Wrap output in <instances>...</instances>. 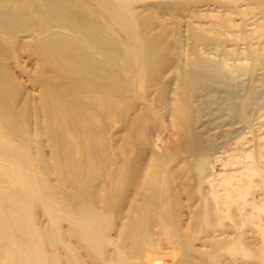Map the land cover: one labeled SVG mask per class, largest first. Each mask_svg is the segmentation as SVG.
<instances>
[{"label": "rangeland", "instance_id": "1", "mask_svg": "<svg viewBox=\"0 0 264 264\" xmlns=\"http://www.w3.org/2000/svg\"><path fill=\"white\" fill-rule=\"evenodd\" d=\"M133 1L134 37L96 3L80 5L111 23L102 37L109 50L88 49L103 72L94 82L74 68L63 72L79 116L59 102L55 120L44 83L61 74L37 60L32 34H47L56 21L40 18L27 0H0V211L17 218L3 216L0 264L9 262L2 248L18 252L24 242L36 264H264V0ZM141 40L150 50L146 62L128 49ZM219 66L240 70L227 80L215 74ZM83 212L99 220V246L83 233Z\"/></svg>", "mask_w": 264, "mask_h": 264}, {"label": "bare ground", "instance_id": "2", "mask_svg": "<svg viewBox=\"0 0 264 264\" xmlns=\"http://www.w3.org/2000/svg\"><path fill=\"white\" fill-rule=\"evenodd\" d=\"M4 1V0H3ZM28 1V4L31 6V8L33 9V11H35V13L40 17V18H47V19H49V18H52V19H54L55 21H56V24L55 23H51L52 25H49V27H50V29H48V31H47V34H45V35H42V34H32V35H34L33 36V41L32 42H36V45H39L40 46V49H41V51H40V54L38 53V55H37V60L39 61H41V63L42 64H44L45 66L43 67V68H52V69H55V70H57L58 71V74H61V75H58L57 77H53V78H48V79H46L45 81L44 80H42V81H44L45 83V91H44V98L45 99H49V97H52V98H50V99H53L54 98V100H51V110H50V113H51V115H52V117L54 118V116H55V114L56 115H58V110H56L55 108H57V105H59V102H61V103H65L66 104V107L64 108L65 110L63 111V112H71V110H72V112H74V113H76V116H79V113H78V110L79 109H77V108H75L76 106H77V104L75 105V103H71L70 101H68V90L66 89V86H65V81L66 80H64L65 79V76H64V74H63V72H65V71H67L69 68V70H71V69H73V70H79V72H82L83 74H85L84 76H86V77H88V78H90L91 80H93V82L94 81H96V79H97V76H98V73L99 72H101L102 71V68H101V66H100V64L98 63V61L94 58V56H93V54H89L88 53V49H90L91 51H92V48H94V49H96V50H98L99 52H102V53H106V52H108V50H109V47H108V45L109 44H107V42L106 41H104L103 39H102V37L103 36H105V35H108V34H110L111 35V33L109 32V24L108 23H110V22H103L105 19H103V21L102 20H100V15L98 14V15H96V14H90V13H88V12H86V9L84 8V7H82V6H80V5H83L85 2H87V1H92V2H94V3H96L101 9H103V11L107 14V15H109L113 20H115V21H117V22H119L120 24L121 23H125V24H127L129 27H130V29H131V33L132 34H134L133 35V37L136 35L135 33H134V30L136 29V24H137V15L133 12V11H131V9L133 8V6H134V1L133 0H27ZM5 3V2H4ZM13 3V2H12ZM17 3V2H16ZM20 3H21V1H20ZM1 4V3H0ZM15 4V3H14ZM18 4V3H17ZM163 4V3H162ZM178 4V3H177ZM10 5V4H9ZM8 5V6H9ZM22 5V4H21ZM20 5V6H21ZM23 5H24V3H23ZM28 5V6H29ZM42 5V6H41ZM2 6H4V5H2ZM18 6H19V4H18ZM26 7V6H25ZM43 7V8H42ZM169 7V6H168ZM174 7V6H173ZM44 8H45V10L46 11H44ZM135 8V7H134ZM16 10V9H15ZM23 10H24V8H23ZM5 11V10H4ZM7 11V10H6ZM22 11V10H21ZM29 11V10H28ZM137 11V10H136ZM8 12V11H7ZM47 12H50V14L52 13L53 15H46V13ZM3 13H5V12H3ZM103 13V12H102ZM0 14H1V11H0ZM20 15H21V13H19ZM20 15H19V17H20ZM22 15H23V12H22ZM105 15V14H104ZM3 16L4 17H6V18H9V19H11V18H14V17H16L14 14H12V13H7V14H3ZM141 16V15H140ZM2 18V17H1ZM22 18H24V16L22 17ZM29 18H30V16H29ZM102 18V17H101ZM104 18V17H103ZM5 19V18H4ZM1 20L0 21V28L2 27L1 26V24L2 23H6L5 22V20ZM44 20V19H43ZM12 21V20H11ZM65 21H67L69 24H70V26L68 27V28H64V26L62 25V24H64V22ZM102 21V22H101ZM143 21H145L144 19H143ZM49 22H50V20H49ZM140 22H141V19H140ZM10 23V22H9ZM38 23H40V22H38ZM18 24V23H17ZM111 24V23H110ZM125 24H124V26H125ZM30 25V24H29ZM113 25H115V24H113ZM17 26V25H16ZM20 26H22V25H20ZM28 26V25H27ZM38 26V25H37ZM42 26V25H41ZM141 26V25H140ZM9 27H10V25H9ZM113 27V26H112ZM127 27V26H126ZM20 28V27H19ZM23 28V27H22ZM21 28V29H22ZM54 28H59V29H54ZM125 29V27H122V29ZM142 29H143V26L141 27ZM20 29V30H21ZM23 29H25V28H23ZM23 29H22V31H23ZM63 29H65L66 31H64ZM140 29V28H139ZM149 29V28H148ZM6 30V29H5ZM18 30V28H16V31ZM43 30V29H42ZM1 31V30H0ZM13 31H15V29L13 30ZM59 31L61 32V33H66L65 35L64 34H60L59 33ZM62 31H64V32H62ZM114 31V30H113ZM9 32V31H8ZM58 32V33H57ZM43 33H45V32H43ZM163 33V32H162ZM196 33V32H195ZM11 34V33H10ZM13 35V34H12ZM31 35V36H32ZM35 35H37V36H35ZM39 35H42V36H39ZM61 35H62V37H61ZM145 36V35H144ZM151 36V35H150ZM106 37V36H105ZM105 37H104V39H105ZM143 37V36H142ZM156 37H158V36H156ZM137 38V37H136ZM119 39V38H118ZM142 39V38H141ZM145 39V38H144ZM133 40V39H132ZM138 40H139V38H138ZM111 41H112V39H111ZM149 41H150V39H149ZM154 41V40H153ZM31 42V41H30ZM29 42V43H30ZM114 42V44L116 45V42L115 41H113ZM15 43V41L13 42V44ZM18 43V42H17ZM28 43V42H27ZM26 43V44H27ZM28 43V44H29ZM120 43V42H119ZM151 43V42H150ZM33 44V43H32ZM1 45H2V43H1ZM30 45V44H29ZM36 45H34V46H36ZM118 45V44H117ZM148 45V44H147ZM11 46H12V44H11ZM24 46H25V44H24ZM31 46V45H30ZM152 46H154V45H152ZM159 46V45H158ZM2 46H0V48H1ZM15 47V46H14ZM150 47V46H149ZM34 48V47H33ZM113 48V47H112ZM121 49H122V47H120ZM120 48H118V49H120ZM28 49V48H27ZM35 49V48H34ZM38 49V48H37ZM124 49H125V47H124ZM129 51L131 52V53H133L134 55H135V57L139 60V62H140V60H142V61H144V62H146L148 59H149V57H150V50L148 49V47L147 46H145L144 45V42H142V40L141 41H136V42H134L133 44H130L129 45ZM2 49H0V54L2 53V51H1ZM30 50H32V49H30ZM113 51H114V49H112ZM29 51V50H28ZM111 51V50H110ZM120 51H122V50H120ZM30 52V51H29ZM33 52H34V50H33ZM32 52V53H33ZM35 52H36V50H35ZM28 53V52H27ZM37 53V52H36ZM115 53H116V51H115ZM124 53V52H123ZM127 53H128V51H127ZM108 54V53H107ZM120 54V53H119ZM3 55V54H2ZM1 55V56H2ZM28 55H29V53H28ZM101 55V54H100ZM132 55V54H131ZM35 56V55H34ZM100 57V56H99ZM102 57V56H101ZM154 57H155V55H154ZM1 58V57H0ZM32 59V58H31ZM36 59V58H35ZM100 59V58H99ZM108 59H109V57H108ZM112 58H110V62L111 61H113V60H111ZM132 59V58H131ZM159 59V58H158ZM106 60H107V58H106ZM105 60V61H106ZM115 60H117V59H115ZM123 60H124V58H123ZM122 60V61H123ZM37 61V62H38ZM104 61V62H105ZM36 62V63H37ZM107 62V61H106ZM116 62V61H115ZM124 62V61H123ZM156 62V61H155ZM112 63V62H111ZM117 63V62H116ZM106 64H108V63H106ZM125 64V63H124ZM137 64V63H136ZM2 65H4V64H2ZM35 65V64H34ZM40 65V64H39ZM104 65H105V63H104ZM115 65V64H114ZM106 66V65H105ZM112 66V65H111ZM208 64L205 62V61H202V60H200V67L201 68H203V69H208ZM5 67V66H4ZM102 67H104V66H102ZM107 67V66H106ZM105 67V68H106ZM110 67V66H109ZM120 67V66H119ZM237 67V68H236ZM235 68H232V69H230L229 70V72H226V73H222V71H221V67L219 66V67H217L216 69H217V71H215V74L218 76V77H222V78H226L227 80H232L233 78H235L236 76H237V74H238V72H239V70H240V68L238 67V66H236ZM1 68V67H0ZM113 68H114V66H113ZM150 68H151V66H150ZM4 69V68H3ZM107 69V68H106ZM136 69H138V68H136ZM142 69H143V67H142ZM141 69V70H142ZM1 70V72H0V75L2 76V69H0ZM5 70H6V68L4 69V72H5ZM37 70H38V68H37ZM47 70V69H46ZM72 70V71H73ZM125 70H126V68H125ZM151 70V69H150ZM49 71H51V70H49ZM107 71H109V69L107 70ZM111 71V70H110ZM113 71V70H112ZM115 71V70H114ZM123 71V70H122ZM121 71V72H122ZM138 71V70H137ZM137 71H136V73H137ZM3 72V73H4ZM250 72L251 71H249V72H247L249 75H250ZM6 73H7V71H6ZM66 73H69V72H66ZM101 73H103V72H101ZM118 73V72H117ZM142 73H144V72H142ZM71 74H72V72H71ZM122 74H124V73H122ZM148 74H150V72L148 73ZM4 75V74H3ZM77 75H79V73H77ZM107 75V74H106ZM138 75H141V74H138ZM146 75H147V73H146ZM41 76H42V74H41ZM128 76V75H127ZM3 78H4V76H2ZM2 77H0V79L2 78ZM6 77V76H5ZM9 77V76H8ZM72 78L74 77L73 75L71 76ZM81 78H83V76H80ZM102 77L104 78V76L102 75ZM111 77V76H110ZM114 77V76H113ZM126 77V76H125ZM132 77V76H131ZM130 77V78H131ZM2 78V79H3ZM67 78V77H66ZM75 78V77H74ZM107 78H108V76H107ZM112 78V77H111ZM128 78V77H127ZM126 78V79H127ZM1 79V80H2ZM6 79V78H5ZM78 79H79V77H78ZM120 79V78H119ZM145 79V78H144ZM73 80V79H72ZM82 80V79H81ZM87 81H88V79H86ZM101 80H103L102 78H101ZM106 80H108V79H106ZM109 80H110V78H109ZM113 80V79H112ZM115 80H117V78H116V76H115ZM3 81H4V79H3ZM38 81V80H37ZM90 81V80H89ZM118 81V80H117ZM123 81V80H122ZM7 82H8V80H7ZM6 82V83H7ZM41 82V81H40ZM91 82V81H90ZM102 82V81H101ZM129 83V82H128ZM7 84H9V83H7ZM37 85H38V83H36ZM40 84V83H39ZM41 84H43V83H41ZM71 84H73V83H71ZM110 84V83H109ZM122 84H124L123 82H122ZM1 85V84H0ZM68 85H69V83H68ZM89 85H91V84H89ZM92 85H94V84H92ZM100 85V84H99ZM103 85V84H102ZM126 84H124V86H125ZM130 85H131V82H130ZM129 85V86H130ZM2 86H6V85H3V83H2ZM8 86V85H7ZM65 86V89L63 88ZM115 86V85H114ZM127 86V85H126ZM71 87V86H70ZM75 87V86H74ZM77 87V86H76ZM90 87H92V86H90ZM100 87H101V85H100ZM105 88L107 87V85L106 86H104ZM103 87V88H104ZM111 87H113V86H111ZM111 87H110V89H111ZM116 87V86H115ZM98 88V87H97ZM104 88V89H105ZM114 88V87H113ZM119 88H120V86H119ZM119 88H118V90H119ZM125 88H127V87H125ZM76 89V88H75ZM77 89H79V87L77 88ZM81 90H82V88H80ZM96 89V88H95ZM117 89V88H116ZM121 89H122V87H121ZM128 89V88H127ZM129 89H130V87H129ZM128 89V90H129ZM67 90V91H66ZM70 90V89H69ZM73 90V89H72ZM103 90V89H102ZM113 90V89H112ZM123 90V89H122ZM76 93L78 92V95H79V90L78 91H76V90H74ZM74 91H73V93H74ZM86 91H89V90H86ZM68 92V93H67ZM83 92V91H82ZM82 92H80V93H82ZM114 92V91H113ZM127 92V91H126ZM89 93V92H88ZM87 93V94H88ZM94 93V92H93ZM102 93V92H101ZM103 93H105V92H103ZM107 93V92H106ZM118 93H119V91H118ZM125 92L123 91V94H124ZM71 94V93H70ZM86 94V95H87ZM114 94V93H113ZM117 94V93H116ZM6 95V94H5ZM107 95H108V93H107ZM112 95V94H111ZM115 95V94H114ZM119 95V94H118ZM121 95V94H120ZM119 95V96H120ZM81 96V95H80ZM85 96V95H84ZM83 96V97H84ZM92 96H94V94L93 95H90V97H91V99H94ZM98 96V95H97ZM100 96V95H99ZM105 96V95H104ZM109 96V95H108ZM116 96V95H115ZM90 97H89V95H88V97L87 98H89L90 99ZM101 97V96H100ZM110 97V96H109ZM5 98H6V96H5ZM4 98V99H5ZM43 98V99H44ZM108 98V97H107ZM115 98V97H114ZM3 99V97H2V101H4L5 102V100ZM43 99H42V101H43ZM44 99V100H45ZM76 99V98H75ZM79 99V98H78ZM81 99V98H80ZM79 99V100H80ZM89 100V104L90 103H92L93 105L95 104V102H94V100ZM96 99V98H95ZM100 99V101H101V98H99ZM121 99V98H120ZM86 100V99H85ZM116 100H118V99H116ZM122 100H123V97H122ZM48 101V100H47ZM76 101V100H75ZM81 101V100H80ZM87 102H88V99L86 100ZM92 101V102H91ZM96 101H97V99H96ZM119 101V100H118ZM46 102V101H45ZM109 102H111V101H109ZM113 102H114V100H113ZM121 102V101H120ZM6 103H8V102H6ZM48 103V102H47ZM82 103H83V101H82ZM85 103V102H84ZM101 103V102H100ZM9 104V103H8ZM96 104H98V103H96ZM110 104H112V103H110ZM115 104V103H114ZM11 105V104H10ZM79 105H81V104H79ZM83 105V104H82ZM101 106H102V103L100 104ZM107 105V104H106ZM118 105H119V103H118ZM3 106H4V108H6L5 106H6V104H3ZM48 106V105H47ZM111 106V105H110ZM112 106H114L113 104H112ZM116 106H117V104H116ZM10 106H8V108H9ZM84 107V106H83ZM85 107H86V104H85ZM88 107V106H87ZM86 107V108H87ZM95 107H96V105H95ZM107 107V106H106ZM117 107H120V106H117ZM11 108V107H10ZM27 108V107H26ZM58 108H61L60 106H58ZM74 108V109H73ZM7 109V108H6ZM6 109H5V111H6ZM81 109V108H80ZM83 109H85V108H83ZM91 109H92V107H91ZM95 109V108H94ZM104 108H102V110H103ZM110 108H108V110H109ZM112 109H114V108H112ZM111 109V110H112ZM133 109V108H132ZM60 111H61V109H59ZM96 110V109H95ZM101 110V111H102ZM119 110H121V109H119ZM2 111V110H1ZM0 111V112H1ZM7 111H8V109H7ZM89 110H87V112H88ZM110 111V110H109ZM9 112V111H8ZM12 112V111H11ZM21 112H22V110H21ZM19 113V114H23V113ZM49 112V111H48ZM79 112H81V111H79ZM90 112V111H89ZM96 112V111H95ZM103 112V111H102ZM105 112V111H104ZM115 112H116V110H115ZM18 113V112H17ZM25 113V116H26V114H27V116H28V113H26V112H24ZM96 113H99V112H96ZM113 113V112H112ZM72 114V113H71ZM85 114H86V112H84L81 116H84L85 117ZM109 114V113H108ZM107 113L105 114V115H108ZM122 114V113H121ZM0 115H1V113H0ZM12 115H13V112H12ZM70 115V114H69ZM74 115V114H73ZM88 115V114H87ZM111 114H109V116H110ZM50 116V115H49ZM60 116H61V114H60ZM64 116V115H63ZM80 116V117H81ZM89 116V115H88ZM87 116V117H88ZM122 116H123V114H122ZM9 117V116H8ZM7 117V118H8ZM13 117H15L14 115H13ZM22 117H23V115H22ZM68 116L66 115V118H67ZM70 117V116H69ZM73 117V116H72ZM80 117L78 118V119H80ZM108 117V116H107ZM48 118V117H47ZM56 118V117H55ZM54 118V119H55ZM65 118V117H64ZM65 118V119H66ZM73 118H75V116L73 117ZM20 119V118H19ZM58 119V118H57ZM57 119H55V120H57ZM64 119V120H65ZM10 120V119H9ZM26 120V119H25ZM27 120H28V117H27ZM62 120V119H61ZM67 120V119H66ZM81 120V119H80ZM6 121V120H5ZM15 121V120H14ZM83 121V120H82ZM85 121V120H84ZM28 122V121H27ZM27 122H26V124H27ZM58 122H60V121H58ZM65 122H67V121H65ZM89 122H90V120H89ZM21 123H23L22 121H21ZM68 123V122H67ZM75 123V122H74ZM137 123V122H136ZM18 124V123H17ZM58 124V123H57ZM56 124V125H57ZM66 126H67V124L66 123H64ZM88 124V122L86 123V125ZM60 125V124H59ZM64 125V126H65ZM71 125V124H70ZM84 124H80V126H83ZM85 125V126H86ZM137 125V124H136ZM19 126V125H18ZM63 126V125H62ZM68 126H69V124H68ZM77 126V125H76ZM79 126V125H78ZM77 126V127H78ZM84 126V127H85ZM138 126V125H137ZM22 127V126H21ZM21 127L20 128H18V129H21ZM52 127V126H51ZM56 126H54V128H55ZM87 127V126H86ZM86 127L84 128V129H86ZM89 127V126H88ZM134 127V126H133ZM90 128V127H89ZM56 129V128H55ZM79 129H82V128H80V127H78V130ZM93 129V128H92ZM137 129V128H136ZM52 130V129H51ZM68 130V129H67ZM94 130V129H93ZM133 130H134V128H133ZM92 131V130H91ZM52 132H54V131H52ZM57 132V131H56ZM80 132V131H79ZM85 132H87V130H85ZM94 132V131H93ZM92 132V133H93ZM81 133H82V131H81ZM91 133V134H92ZM18 135V134H17ZM91 136V135H90ZM88 138V137H87ZM190 141H191V143L192 144H194V143H197L198 142V140L196 139V137H194V136H190ZM11 145V144H10ZM26 145V144H25ZM27 146V145H26ZM8 148V147H7ZM10 149H12V147L10 148ZM58 151V150H57ZM9 153H10V151H9ZM11 153H12V151H11ZM55 153V152H54ZM7 155V154H6ZM58 156V155H57ZM61 156V155H60ZM11 157H13L12 155H11ZM20 157V156H19ZM15 158V157H14ZM14 158H12V160H14ZM58 158V157H57ZM63 158V157H62ZM11 159V158H10ZM16 159V158H15ZM18 161V160H17ZM23 161V160H22ZM14 163H17V162H15V160L13 161ZM198 162H199V160H198ZM123 163H124V161H123ZM25 164H26V162H25ZM11 165V164H10ZM22 165V164H21ZM121 163L119 164V166L118 167H120L121 168ZM125 165V164H124ZM123 165V166H124ZM13 166H14V164H13ZM27 166V165H26ZM127 166H128V164H127ZM126 166V167H127ZM42 167V166H41ZM4 168H6V170H7V167H5L4 166ZM10 168V167H9ZM127 169V168H126ZM12 171H13V169H11ZM122 170H123V168H122ZM17 171V170H16ZM27 171V170H26ZM9 173H10V170H9ZM12 173V172H11ZM28 173V172H27ZM119 173V172H118ZM121 173V172H120ZM5 174V173H4ZM47 174V173H46ZM10 174H8V176H9ZM29 175V174H28ZM38 175V174H37ZM42 175V174H41ZM122 174H120L119 176H121ZM18 176V175H17ZM25 176V175H24ZM39 176V175H38ZM26 177H27V174H26ZM45 177V176H44ZM24 178V177H23ZM1 179V178H0ZM42 179V178H41ZM116 179H118V178H116ZM128 179V178H127ZM139 179V178H138ZM2 180V179H1ZM40 180V179H39ZM120 180V179H119ZM119 180H118V182H119ZM121 180H122V178H121ZM124 180L125 179H123V182H124ZM129 180V179H128ZM132 180H133V178H132ZM140 180V179H139ZM45 181V180H44ZM116 181V180H115ZM4 182V181H3ZM121 182V181H120ZM23 183V182H22ZM32 183V182H31ZM41 183H42V181H41ZM150 183V182H149ZM33 184H34V182H33ZM85 184H87V183H85ZM1 185V184H0ZM24 185V184H23ZM149 185V184H148ZM26 186H27V183H26ZM29 186H31V185H29ZM89 187V186H88ZM129 187H130V185H129ZM36 188V187H35ZM118 188H119V186H118ZM9 189H11V188H9ZM134 189V188H133ZM12 190V189H11ZM10 190V191H11ZM14 190V189H13ZM127 190V189H126ZM1 191V190H0ZM24 191V190H23ZM27 191V190H26ZM31 191V190H30ZM33 191V190H32ZM34 191H36V189L34 190ZM92 191H93V188H92ZM12 192V191H11ZM30 193V192H29ZM135 193H136V191H135ZM75 195H76V193H75ZM77 195H78V193H77ZM76 195V196H77ZM92 196V195H91ZM148 197V196H147ZM78 199H81V198H78ZM84 199V198H83ZM53 200V199H52ZM76 200V199H75ZM82 200V199H81ZM155 200V199H154ZM48 201V200H47ZM158 201V200H157ZM80 202V201H79ZM82 202H84L83 200H82ZM81 202V203H82ZM2 204L4 203V202H1ZM5 204V203H4ZM4 204H3V206H4ZM89 204V203H88ZM87 204V205H88ZM52 205V204H51ZM133 205V204H132ZM145 205V204H144ZM5 206H6V204H5ZM10 206V205H9ZM69 206V205H68ZM84 206V205H83ZM82 206V207H83ZM58 207H59V205H58ZM81 207V204H80V208H82ZM147 207V206H146ZM69 208V207H68ZM88 208V207H87ZM145 208V207H144ZM149 209H151V207H149ZM152 209H154V207L152 208ZM152 209H151V211H152ZM156 209V208H155ZM55 210V209H54ZM50 211H51V209H50ZM91 211V210H90ZM93 211H94V209H93ZM145 211H146V209H145ZM147 212V211H146ZM152 212H156L155 210H153ZM69 213V212H68ZM134 213V212H133ZM149 213H150V211H149ZM145 214V213H144ZM152 213H150V214H148V216L150 217V215H151ZM6 216L7 218H10L11 220H13V222H16L17 223V218H16V214L12 211V210H7V211H0V228L1 229H5L6 228V224L4 223V217L3 216ZM76 215V214H75ZM133 215V214H132ZM154 215V214H153ZM152 215V216H153ZM80 216V219H81V221L83 222V225H82V230H83V233H84V235L85 236H88V237H90L91 238V240H89V242H91L92 243V245H94V246H99V238H100V235H99V220L97 221V219L95 218V215H92V214H90L89 212H87V214H85L84 212L81 214V215H79ZM147 216V217H148ZM152 216H151V218H152ZM208 216V215H207ZM207 216H205V217H207ZM139 217V216H138ZM208 217H210V216H208ZM198 218H200L199 216H198ZM58 219V218H57ZM79 219V218H78ZM135 219V218H134ZM143 219V218H142ZM146 219H148V218H146ZM205 219V221H206V218H204ZM209 219V218H208ZM59 220H60V218H59ZM149 220H152V219H149ZM10 221V220H9ZM56 221V220H55ZM80 221V220H79ZM200 221V220H199ZM21 222V221H20ZM70 222V221H69ZM73 222H74V220H73ZM135 222V221H134ZM138 222V221H137ZM168 222V221H167ZM201 222V221H200ZM19 223V222H18ZM74 223H77V224H79L78 222H74ZM132 223V222H131ZM141 223V222H140ZM21 224V223H20ZM76 224V225H77ZM138 225H139V222L137 223ZM149 224V223H148ZM141 225V224H140ZM13 226H14V224H13ZM135 226H137V225H135ZM134 226V227H135ZM194 226H196L195 224H194ZM17 227H18V225H17ZM70 227V226H69ZM80 227V226H79ZM78 227V228H79ZM211 227V226H210ZM74 228V227H73ZM73 228H72V230H73ZM77 228V227H76ZM75 228V229H76ZM140 228H141V226H140ZM218 228V227H217ZM0 229V230H1ZM16 229V228H15ZM129 229V228H128ZM132 229H133V227H132ZM131 229V230H132ZM12 230V229H11ZM22 230V229H21ZM79 229H77V231H78ZM135 230V229H134ZM136 230H137V228H136ZM136 230H135V232H136ZM139 230V229H138ZM144 230V229H143ZM148 230V229H147ZM219 230V229H218ZM226 230V229H225ZM13 231H15L14 229H13ZM23 231V230H22ZM74 231V230H73ZM72 231V232H73ZM125 231H128V230H125ZM124 231V232H125ZM71 232V233H72ZM130 232V231H129ZM134 232V234H136ZM220 232V231H219ZM15 233V232H14ZM77 233V232H76ZM126 233V232H125ZM128 233V232H127ZM141 233V232H140ZM226 233V232H225ZM222 234V233H221ZM223 234H224V232H223ZM126 235V234H125ZM133 235V233L131 234V236ZM74 236V235H73ZM186 236H187V234H186ZM76 237H77V235H76ZM84 237V236H83ZM138 236L136 235V238H137ZM141 237V236H140ZM189 237V236H188ZM3 238V237H2ZM30 238V237H29ZM142 238V237H141ZM145 238V237H144ZM124 239V238H123ZM128 239V238H127ZM127 239H125V240H127ZM129 239H130V237H129ZM143 239V238H142ZM150 239V238H149ZM185 239H186V237H185ZM1 240V239H0ZM232 240V239H231ZM147 241V240H146ZM186 241V240H185ZM184 241V242H185ZM239 241V240H238ZM2 242H3V239H2ZM138 242V241H137ZM187 242V241H186ZM186 242H185V246H186ZM250 242V241H249ZM6 243V242H5ZM25 243V242H24ZM22 244V246H20V250L18 251V252H16V251H11V250H9L7 247H4V248H2V251L7 255V257L9 258V262H8V264H36V262H35V260H34V258L32 257V255L30 254L31 252L30 251H28V248H26V244ZM134 243H135V241H134ZM28 244V243H27ZM151 244V243H150ZM189 244V243H188ZM240 244H242L241 242H240ZM128 245V244H127ZM143 245V244H142ZM141 245V246H142ZM235 245V244H234ZM3 246H5V244L3 245ZM29 246V245H28ZM137 246H138V244H137ZM230 246H232L231 245V243H230ZM80 247V246H79ZM212 247L214 248V246L212 245ZM227 247V246H226ZM241 247V246H240ZM243 247V246H242ZM87 248V247H86ZM188 248V247H187ZM229 248V246L227 247V249ZM234 249H235V247H233ZM74 249V248H73ZM123 249V248H122ZM144 249V248H143ZM231 249V248H230ZM230 249H228V250H230ZM234 249H232V253H233V251H235ZM242 248H240V250H241ZM243 249H244V247H243ZM87 250V249H86ZM103 250V249H102ZM120 250V249H119ZM125 250V249H124ZM190 250V249H189ZM239 250V251H240ZM245 250H246V246H245ZM138 251H140L141 252V250H138ZM236 251H237V249H236ZM113 252V251H112ZM111 252V253H112ZM127 252V251H126ZM218 252V251H217ZM74 253H75V251H74ZM105 253V252H104ZM133 253H135V252H133ZM189 253V252H188ZM191 253V252H190ZM208 252H206V254H207ZM228 253V252H227ZM230 253V252H229ZM228 253V254H229ZM132 254V253H131ZM178 254V253H177ZM180 254V253H179ZM217 254V253H216ZM78 255V254H77ZM95 255V254H94ZM111 255V254H110ZM218 255V254H217ZM245 255H246V253H245ZM114 256V255H113ZM134 256H136V255H134ZM137 256H139V255H137ZM203 256V255H202ZM201 256V257H202ZM205 256H207V255H205ZM212 256V255H211ZM230 256V255H229ZM263 256H264V254H263ZM57 257V256H56ZM55 257V258H56ZM125 257V256H124ZM177 257H179V256H177ZM187 257H188V255H187ZM210 257V256H209ZM209 257H208V259H209ZM232 257V255L230 256V258ZM1 258V257H0ZM130 258V257H129ZM181 258V257H180ZM196 258V257H195ZM1 259H3V258H1ZM53 259H54V257H53ZM57 259V258H56ZM56 259H54V260H56ZM59 259V258H58ZM115 259V258H114ZM124 259V258H123ZM178 259V258H177ZM217 260V258L215 257V258H213V260ZM219 259V258H218ZM221 259V258H220ZM219 259V260H220ZM232 259H233V257H232ZM236 259V258H235ZM7 260V259H6ZM60 260V259H59ZM98 260V259H97ZM198 260V259H197ZM203 260V259H202ZM206 260V259H205ZM219 260H217L218 262H219ZM246 260V259H245ZM223 261V260H222ZM242 261V260H241ZM240 261V263H243V262H241ZM51 262V261H50ZM50 262H49V264H50ZM202 262H204V261H202ZM212 262V261H211ZM214 262V261H213ZM231 262V261H230ZM39 263V262H38ZM53 263V262H52ZM55 263V262H54ZM99 263V262H98ZM122 263V262H121ZM188 263V262H187ZM215 263V262H214ZM264 263V262H263ZM56 264H57V262H56ZM190 264V263H189ZM191 264H192V262H191ZM218 264V263H217ZM219 264H221V262L219 263ZM230 264V263H229ZM233 264V263H232ZM235 264V263H234Z\"/></svg>", "mask_w": 264, "mask_h": 264}]
</instances>
